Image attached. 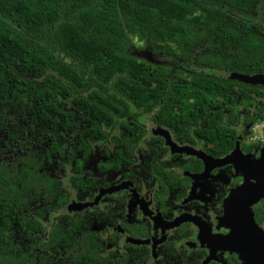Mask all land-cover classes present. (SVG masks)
I'll return each mask as SVG.
<instances>
[{"label":"trees","instance_id":"trees-1","mask_svg":"<svg viewBox=\"0 0 264 264\" xmlns=\"http://www.w3.org/2000/svg\"><path fill=\"white\" fill-rule=\"evenodd\" d=\"M134 41L153 62L134 54ZM233 72L264 75V0H0V130L13 150L0 158V217L18 222L21 237L37 226L27 222L26 195L42 187L53 195L35 151L24 150L31 138L47 148L57 139L67 153H86L85 137L100 141L111 155L101 168H116L152 115L189 139L202 130L209 150L225 153L238 135L232 120L252 125L264 115V84ZM89 235L80 216L62 217L47 243L92 264L100 247ZM46 258L0 241V264Z\"/></svg>","mask_w":264,"mask_h":264},{"label":"flooded vegetation","instance_id":"flooded-vegetation-1","mask_svg":"<svg viewBox=\"0 0 264 264\" xmlns=\"http://www.w3.org/2000/svg\"><path fill=\"white\" fill-rule=\"evenodd\" d=\"M260 104L264 107V98H258L257 105ZM249 112L255 115L253 107ZM151 117L140 120V136L132 140V148L125 152L124 158V152L120 153L122 157L116 168L102 169L106 162L96 167H92V162L85 164L88 158L110 159V153H104L100 141L85 137L86 153L76 148L73 153H67L57 139L52 140L55 144L52 148H47L39 138L28 139L30 143H26L24 150L35 151L32 155L39 161L40 182L47 175L54 192L52 197H46L42 187L38 193L26 195L28 209L34 210L27 222H36L37 226L35 230H25L21 237L17 234L18 222L0 217V232L3 230L0 241L10 245L20 242L26 253L45 254L47 258L42 264H82L76 258H66L59 242L52 246L47 243L49 232L60 228L62 217L80 216L81 228L91 233L89 236L100 247L92 264H123L125 257L127 264H244L226 238L234 231L240 232L239 235L249 232V239L253 240L262 237L264 194L250 206L258 231L246 220L242 207L229 212L231 226L227 225L223 202L242 182L240 171L234 164L225 163L211 167L202 175L201 158L173 151L170 145L222 158L233 150L235 142L225 153L214 155L209 150L211 142L202 130L191 132L189 139ZM231 125L237 128L242 153L257 158L263 136L251 139L250 123L240 124L234 119ZM164 131L169 135L167 140L161 134ZM3 137H7V132L0 130L3 150L0 158L10 160L13 153L4 152H13L12 146L9 144L10 149L5 150ZM76 157L80 158L79 169L74 162ZM61 192L66 199L63 203ZM12 240L14 243H10ZM260 240L264 242L263 237Z\"/></svg>","mask_w":264,"mask_h":264},{"label":"water","instance_id":"water-1","mask_svg":"<svg viewBox=\"0 0 264 264\" xmlns=\"http://www.w3.org/2000/svg\"><path fill=\"white\" fill-rule=\"evenodd\" d=\"M229 76L243 82L264 84L263 74L247 75L233 72L229 73ZM161 134H163L166 140L167 138L169 139V135L166 131L163 133L161 132ZM239 141L240 137L238 136L235 140L233 150L222 158H212L202 151H196L188 147L175 148L172 146V143L170 145L173 151H184L186 153L195 154L197 157L201 158L204 162V174L202 175H205L213 166L225 163L234 164L235 168L239 170L242 175V182L232 189L224 199L223 206L225 219H227L226 224L231 226L228 221L230 219L229 212L235 207H242L246 211V220L255 228L256 224L252 219L250 206L264 194V143L260 147L259 156L253 158L251 154L242 153L239 147ZM248 222L247 224H249ZM236 226H238V224ZM257 229L258 228H255L254 231L259 230ZM239 234L240 232L234 231L231 235L227 236L226 242L228 244L230 243L231 247L238 253L242 262L244 264H264V242L260 240L262 237L264 240V232H262V237L258 240L249 239V232L244 235Z\"/></svg>","mask_w":264,"mask_h":264},{"label":"rangeland","instance_id":"rangeland-1","mask_svg":"<svg viewBox=\"0 0 264 264\" xmlns=\"http://www.w3.org/2000/svg\"><path fill=\"white\" fill-rule=\"evenodd\" d=\"M133 44H134V47H133V51H134V54L138 57V58H141V59H146V60H148V61H150V62H153L154 60L152 59V57L150 56V54L145 50V48L143 47V45H142V43L141 42H136V41H134L133 42ZM250 134H255V132L253 133L252 131H251V127H250ZM256 134L258 135V136H261L263 133H262V129H257V131H256ZM255 134V135H256ZM251 139H257V137H254V136H252V138ZM99 154V153H98ZM99 156H100V154H99ZM108 160H103L102 158H100V157H95V159H93L92 158V161H91V159H87L86 161H85V164H89V163H91L92 162V167H96L97 165H99V164H101V163H105V162H107ZM94 169V168H93ZM96 169V168H95ZM65 177V176H64ZM64 177H62L63 179H64Z\"/></svg>","mask_w":264,"mask_h":264},{"label":"built area","instance_id":"built-area-1","mask_svg":"<svg viewBox=\"0 0 264 264\" xmlns=\"http://www.w3.org/2000/svg\"><path fill=\"white\" fill-rule=\"evenodd\" d=\"M257 129H262V132L264 131V115L262 120H260L259 122H255L251 125V131L256 134ZM253 134L254 137L257 138H262L263 134L261 136H258L257 134L255 135Z\"/></svg>","mask_w":264,"mask_h":264}]
</instances>
